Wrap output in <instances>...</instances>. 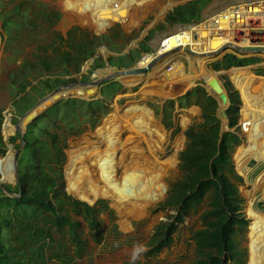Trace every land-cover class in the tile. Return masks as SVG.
Segmentation results:
<instances>
[{"label":"trees","instance_id":"obj_1","mask_svg":"<svg viewBox=\"0 0 264 264\" xmlns=\"http://www.w3.org/2000/svg\"><path fill=\"white\" fill-rule=\"evenodd\" d=\"M210 2L211 0H189L168 11L163 21L172 26L200 21ZM42 6L44 10L41 16L49 25L59 19L58 10L47 5ZM52 35V42L47 44L49 53H55L51 61L43 58L39 66L25 61L19 66V73L10 72L0 84L2 89L13 83L14 93L7 99H12L13 106L20 112H27L35 105L33 95H48L58 87L76 82L73 78L65 77H70L71 72H78L87 60L92 59V74L106 65L118 70L132 68L142 54L153 52V48L147 45L152 31L139 42L137 48L124 54L122 51L131 36L117 27H112L99 36L78 26H71L64 36L56 33ZM101 46L117 54L109 55L107 59L97 56L96 51ZM116 56H121L127 62L116 66ZM260 61L261 58L257 56L245 57L238 56L237 53H226L212 63L211 68L219 72L232 67L254 65ZM52 64L57 65L56 71L52 70ZM256 74L264 76V68H258ZM35 80L38 82L32 85ZM88 81V77H83L82 82ZM28 87L31 89L25 93ZM224 88L227 89L230 102L226 115L229 129H232L238 124V98L236 92L231 91L230 82L226 81ZM121 89L119 82L110 81L104 85L101 93L113 96ZM193 96L199 101L197 106L201 110L203 122L191 125L185 132L184 148L177 156V168L181 178L168 185L163 203L164 208L175 211L172 216L175 221L161 222L154 228L149 240L150 252L169 247L172 233L177 226L191 211L196 212L205 203L204 211L199 215L201 228L191 232L194 243L192 264H245L246 253L240 245L237 247L236 241L248 225L242 213L243 200L238 190L242 178L235 171L232 160L234 145L239 141L238 135L234 132L223 133L220 140L221 124L216 117L217 103L201 86L163 106L154 103L152 109L155 116L162 115V124L169 128L172 122L167 110L172 112L175 103L179 107L196 105L191 101ZM17 97L19 98L16 100ZM106 110V103L100 99L62 100L42 114V118L47 121V127L42 134L50 135L53 143L58 135L65 137L63 131L66 129H69L70 135H74L76 131L72 127L80 117L91 121L93 126ZM1 114L2 111L0 117ZM34 124L35 122L27 126L24 134L25 145L17 154L18 177L15 178L14 189L8 184L0 188V264H49L51 260H72L75 256L70 255V251L76 255H81L80 252L87 253L86 242L82 238V224L91 231L99 225L93 207L74 200L65 191L60 177L52 178L41 170V162L47 158L49 149L45 141L31 138V126ZM50 127L55 131L49 134L47 130ZM18 137L17 133L14 134L8 139V143L15 144ZM20 144L21 141L16 145L17 149ZM5 145L0 136L1 156L6 152ZM254 165L255 161H251L250 166ZM262 166L264 165H260ZM255 172L257 173L256 169ZM255 207L264 212V201L258 202Z\"/></svg>","mask_w":264,"mask_h":264},{"label":"rangeland","instance_id":"obj_2","mask_svg":"<svg viewBox=\"0 0 264 264\" xmlns=\"http://www.w3.org/2000/svg\"><path fill=\"white\" fill-rule=\"evenodd\" d=\"M64 1L65 0H61V2L59 0H0V84L10 72L15 71L16 73H19V66L25 61H30L37 66L40 65L43 58L51 61L55 53H49L50 50L47 47V44L52 42V34L56 33L58 35L64 36L65 32L71 26H78L90 34L92 33L98 36L108 32L112 27H117L126 35L131 36L130 41L124 47L122 54L137 48L139 42L142 41L150 31H152V35L148 40L147 45L155 49L158 41L162 37L179 28L178 26H172L171 24H167L163 21L166 13L172 8L189 0H174L173 3L167 2L166 0H159V3L158 0H148V4L139 8V12H141V14L135 22H132L127 18L123 23L114 22L102 30H96V28L85 25L84 19L80 16V13L69 11L64 5ZM248 1L254 0H211V2L203 11V17L224 10L232 4L239 2L247 3ZM42 5H47L50 8L58 10L60 13L59 19L49 25V23L43 20L41 16V12L44 10ZM136 11H138L137 7L133 5L132 14ZM158 26H161L162 28H158ZM55 46L57 47V45ZM133 52L134 51H132V53ZM116 54L117 53L115 52L109 51L105 46L99 47L96 51V55L101 56L104 59H107L109 55ZM225 54L226 53L211 57H204L202 55L193 56L186 53H179V55H175L173 60L176 64V72L179 71V75L184 76L181 82L173 76L174 68L171 64L163 65L162 62H159L151 66L144 75L135 77L114 76L116 79L115 81L122 85V89L113 96L103 95L101 93V89L95 91L93 95H87L84 93V89H79L77 94L73 92L68 94V91H65L62 94L56 95L55 98H53V101H56V103L62 101H58L59 98L63 99L72 96L78 98L68 99H79L84 101L100 99L106 103L107 110L105 113L99 116L98 121L95 122L93 126H91V121H86L83 119V117H80V120L74 127H72V130L76 131L74 135H70L69 129H66L63 131L65 137L58 135L53 143L50 141V135L42 134L47 127V121L42 118V114L50 107L44 110L42 114L38 113L36 118L31 123H23L22 118L29 110L32 109V107L27 112H20L18 108L13 106L12 99H7L9 95L14 93L15 86L13 83H10L8 86L0 89V112L2 111L0 117V136L6 143V152L4 156H1L0 147V160H3L5 157L12 158L14 153L17 151L16 145L21 141L17 130V125H21L22 134L24 136L25 132L27 131V126H30L35 122V124L31 126V138H38L39 140L45 141L47 143V148L49 149L47 158L41 162V170L43 173L52 178L60 177L64 182L65 191L71 197L72 195L66 190L68 188L66 175L67 165H63L61 163L62 157L60 156H66L67 151L63 150V148H69L72 142L85 140L89 143V145L85 148L71 149V160L77 158L78 155H84L86 151H91L94 154H92L93 156L102 158L104 157L106 151L105 145L103 143L97 142V137L100 133H102L101 136L105 135L103 133L104 129H102L103 125L107 122L112 125L127 124L128 127L123 126L121 129H118V132H123L121 139L124 140L126 138L125 136L129 132V127L134 126L136 130L127 137L129 138L133 135H136L137 137L138 134H142V140H138L141 141L140 147L143 148L144 154L147 156L149 155V151L145 142V137L148 135L150 136V133L153 131H158L163 137V141L159 143V147L154 152L152 158L160 167H162L160 174L165 186V190L160 196L161 198L158 201H154L150 205L146 216L140 219L138 224L139 232L137 234L123 238L121 235L123 223L118 221V218L113 220L112 226L105 225L103 216L107 212V207H109L111 201L109 199L99 198L91 205H87L95 209L96 217L99 222L98 227L91 231L86 229L85 224H82V238L86 242L87 253L80 252L79 254L81 255H76L74 252L70 251L69 254L74 255V259L69 261H67V258H64L60 261L51 260L49 264L193 263L194 243L191 240V232L201 228L199 215L204 211L206 206L205 203H203L196 210V212L191 211L189 215L184 218V221L177 226L174 233H172V243L169 247L160 249L158 252H150L151 246L149 245V240L154 228L161 222L175 221L172 219V216L175 215V211L173 209L164 208L163 203L166 198L168 185L172 182L178 181L181 178L180 171L177 168V156L178 153L184 148L185 132L191 125L201 124L203 122L201 118V110L197 106L199 101L197 100V97L193 96L194 98L192 97L191 101L196 105L179 107L178 104L175 103L172 112L167 110L169 117L171 115L172 122V125L169 128H166L162 124V115H154L152 104L155 103L163 106L164 104L162 105V103L167 104L169 101L176 100L179 98L177 95L179 94L180 87L183 85L186 86L187 84H190V82H192L190 84L192 87L187 91L184 88L181 91L182 93L185 91V93L192 92L193 89L201 86L208 96L215 98V100H218L219 102L218 96L215 95L206 84V81L212 75H215L223 85L226 81L230 82L232 87L231 91L236 92L238 98L236 117L238 124L235 128H230L229 132H225L224 134L234 132L239 137V141L234 145L235 147L232 152V160L235 171L242 178V183L238 185V190L243 200L242 213L245 216L248 225L245 228L243 235L239 239L236 238V241L237 247L239 248L240 245V247L243 248L246 253L245 264H247L249 259L250 245L249 234L252 223L248 211L250 209L256 214L264 216V212L258 211L255 207V204L264 201V166L260 167V165H264V159H257L256 157L245 153L241 156V158L244 159L242 164L238 165L235 157H238V155L241 153L240 150H246V146L248 144L247 141L249 138H251L252 141H256L253 138L264 140V119L260 122H257L255 120L252 121L251 117V120L248 121L243 116L245 108L242 94L235 85L233 74L231 72L233 69H242L251 77L259 78L264 81V76L256 74V70L258 68H264V55H258L261 58V61L257 64L239 68L232 67L216 73V71L212 70L211 65L215 61L221 59ZM245 57L250 56L246 55ZM91 60L92 59L84 62L78 72H71L69 75L70 77H65L66 79L73 78L76 80V82L67 84L65 86H72L77 82L80 84L85 83L82 82L83 77H88L90 81L92 75H95V77L92 79H101L118 70L113 66L106 65L103 68L105 70L100 71L97 69L91 74ZM126 62L127 60L121 56H116V66H119L120 63ZM180 65L183 71L179 70ZM133 66L132 68H136ZM69 69L71 70L72 68L69 67ZM52 70H57L56 64H52ZM204 74L209 75V77L205 78ZM172 78L176 80V83H174ZM36 81L37 80L33 81L32 85L38 82ZM167 81H169V84H167ZM166 84L172 85L173 87L170 94H167L166 91L165 93L163 91L157 92L158 87H165ZM59 88L60 87L57 89ZM247 88L249 89V85ZM30 89L31 87H28L26 92L30 91ZM33 96L35 104L38 103V105H41L43 98L47 95L43 96L35 94ZM18 98L19 97H17L16 100ZM254 102H256V100ZM59 107L60 105L57 106V109ZM132 108H135L134 112H130ZM142 108L145 110L147 109L150 113L149 115L151 120L149 123L144 121L142 118H139L140 114H135L139 113V110ZM253 109L258 110L259 108H251V110ZM130 113L133 114V117L128 123V120L123 119V116ZM57 121L62 120L57 119ZM133 121H135V124H133ZM247 121L249 122L248 129L244 127V124H246ZM139 130H141V132ZM54 131L55 129L53 127H50L47 130L49 134ZM16 133L19 136L16 140V143H8V139H10V137ZM259 142H257L256 145H258ZM95 153L97 155H95ZM86 157L87 156H85V158ZM251 161H255L254 167L250 166ZM255 169L257 170V173L255 172ZM7 184L10 185L12 189H14L16 182L14 179L11 181H4L2 180V176L0 174V188ZM107 213H110L114 218V213L110 211ZM77 220L81 221L80 218H77ZM262 264H264V260Z\"/></svg>","mask_w":264,"mask_h":264},{"label":"bare ground","instance_id":"obj_3","mask_svg":"<svg viewBox=\"0 0 264 264\" xmlns=\"http://www.w3.org/2000/svg\"><path fill=\"white\" fill-rule=\"evenodd\" d=\"M59 1L61 2V0ZM64 2L69 11L80 13L85 25L96 28V30H102L114 22H125L127 18L135 22L141 14L139 8L149 3L148 0H65ZM167 2L172 3L171 0H167ZM133 5L137 7L138 11L132 14ZM179 70L183 71L181 65ZM231 73L233 74L235 85L242 94L245 108L243 116L248 121L252 117V121L260 122L264 119V81L251 77L242 69H233ZM173 76L180 82L184 77L179 75V71L176 72V68ZM204 77L208 78L209 75L204 74ZM172 80L176 83V80L173 78ZM167 84H169V81H167ZM167 84L165 87H158L157 92L163 91L165 93L166 91L167 94H170L173 87ZM190 84L180 87L179 93H182L181 91L184 88L186 91L190 89L192 87ZM248 85L249 89L247 88ZM67 91L77 94L78 87H69ZM255 100L256 102H254ZM46 104V101H44L41 106ZM251 108L259 109L251 110ZM134 110L135 108H132L130 112H134ZM146 110L142 108L139 113L135 114H140L139 118L149 123L151 117L149 111ZM34 113L35 110L29 112L28 115H33ZM36 113H39V111H36ZM132 117L133 114L130 113L124 115L123 119H127L129 123ZM248 121L244 124L247 129ZM123 122L126 123L125 121ZM133 124H135V121H133ZM123 126L128 127L127 124L112 125L109 122L103 125L102 129H104L103 133L105 135L101 136L102 133H100L97 137V142L105 145L106 151L102 158L93 156L94 154L91 151H86L84 155H78L77 158L71 160L70 150L73 148H85L89 145L85 140L74 141L69 148H63V150L67 151V154L60 157H62L61 163L67 165L68 188L66 190L72 196L84 202L93 203L99 198L109 199L111 204L107 207V212L110 211L115 216L113 218L110 213L106 212L103 216L105 225L112 226L113 220L118 218V221L123 223L121 235L126 238L139 232L138 224L140 219L146 216L150 205L161 198L160 196L165 190V186L160 174L162 167L152 158L159 147V143L163 141L162 134L158 131H153L150 136L145 137L149 151V155L146 156L143 148L140 147L141 141L138 140H142L143 135L138 134L137 137L133 135L128 138L127 136L136 130L134 126H131L125 136L126 138L122 140L121 135L123 132H118V129ZM139 131L141 132V130ZM253 139L256 141H252L249 138L246 150H240L241 153L238 157H235L238 165L242 164L244 159L241 156L245 153L257 159H264V140ZM257 142H259L258 145H256ZM95 155L97 154L95 153ZM85 156L87 157L85 158ZM11 162L12 158L8 157L2 163L3 175L1 176L4 181L13 180L10 174ZM248 214L252 223L249 234L250 245L247 264H262L264 260V216L258 215L250 209Z\"/></svg>","mask_w":264,"mask_h":264},{"label":"built area","instance_id":"obj_4","mask_svg":"<svg viewBox=\"0 0 264 264\" xmlns=\"http://www.w3.org/2000/svg\"><path fill=\"white\" fill-rule=\"evenodd\" d=\"M178 27L162 37L153 52L142 55L135 64L136 69H147L156 60V64H171L175 70L173 57L179 53L208 55L227 46L230 48L220 54L264 55V0L235 3L200 21ZM253 49L254 53L251 52Z\"/></svg>","mask_w":264,"mask_h":264},{"label":"water","instance_id":"obj_5","mask_svg":"<svg viewBox=\"0 0 264 264\" xmlns=\"http://www.w3.org/2000/svg\"><path fill=\"white\" fill-rule=\"evenodd\" d=\"M227 48H230V46L224 47L218 53L202 55V56H204V57L217 56V55H219L221 52H223ZM246 52H248V50H246ZM251 52L254 53L255 50L253 49V50H251ZM156 62L157 61L154 60L150 64V67L153 66L154 64H156ZM150 67H148L147 69L122 68V69H119L117 71H114L109 76L103 77L101 79H92L94 77L92 75L90 81L85 82V83H81V84L77 82V83H75L72 86H77L78 87V91H79V89H84V93H86L87 95H90V94L92 95L95 91H97L98 89H101V87H102V85L104 83H107V82H110V81H115L116 79L114 78V76H116V77L117 76L135 77V76H139V75H144L148 71V69ZM237 68H239V67H237ZM99 70L102 71V70H105V69L101 68ZM216 73H218V72H216ZM206 84H207V87H209L213 91V93L215 95H217L218 98H219V102H218V100H215V101H216L217 107H218L217 111H216V117L220 120V124H222L221 125V133H220V136H219L220 140H221L222 134L225 133V132H229V122H228V118H227V115H226V109H227V107H229L228 105H230L228 94H227L223 84L219 81V79L215 75H212L210 78H208V80L206 81ZM72 86H61L59 89L56 88L57 90H53L46 97L43 98L42 102L46 101L47 104L44 105V106H41V105H38V103H36L32 107V109L29 110L24 115V117L22 118V122L23 123H31L36 118V115L38 114V113H36V111H39V114L40 113L42 114V112L44 110L48 109L54 103H56V101H53V98H55L56 95L62 94L63 92L67 91V88L72 87ZM25 93H26V91H25ZM68 94H70V92H68ZM182 94L185 95L186 93L185 94H184V92L183 93H179L177 96L180 97ZM68 98H78V97L72 96V97H66V98H63V99L65 100V99H68ZM63 99L59 98L58 101L63 100ZM34 110H35V113L33 115H28L29 112H32ZM220 111H221V113H220ZM17 130H18V133H19V136H20L21 144H20V148L17 149V151L14 153V155L12 157L13 161L11 162L12 168H11V173L10 174H11V178L14 179V180H15V178L18 177L17 162H16L17 154L25 145L24 136L22 134V130H21V125L20 124L17 125ZM7 158L8 157H5V158H3V160H0V174L1 175H3V173H2V163ZM2 180H4V179L2 178ZM12 197H14V196H12ZM72 198L74 200L78 201L79 203H83L85 205H91L92 204V203H89V202H84L82 200H79V199L75 198L74 196H72Z\"/></svg>","mask_w":264,"mask_h":264},{"label":"flooded vegetation","instance_id":"obj_6","mask_svg":"<svg viewBox=\"0 0 264 264\" xmlns=\"http://www.w3.org/2000/svg\"><path fill=\"white\" fill-rule=\"evenodd\" d=\"M117 71V70H116ZM106 83H104L103 85H102V87H101V91H102V89H103V87H104V85H105ZM224 86V85H223ZM226 89V88H225ZM226 91H227V89H226ZM227 94H228V92H227ZM163 104H165V103H162V105Z\"/></svg>","mask_w":264,"mask_h":264},{"label":"crops","instance_id":"obj_7","mask_svg":"<svg viewBox=\"0 0 264 264\" xmlns=\"http://www.w3.org/2000/svg\"><path fill=\"white\" fill-rule=\"evenodd\" d=\"M254 1H261V0H254Z\"/></svg>","mask_w":264,"mask_h":264}]
</instances>
